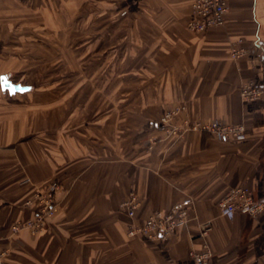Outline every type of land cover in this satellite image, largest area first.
<instances>
[{"label": "crops", "instance_id": "1", "mask_svg": "<svg viewBox=\"0 0 264 264\" xmlns=\"http://www.w3.org/2000/svg\"><path fill=\"white\" fill-rule=\"evenodd\" d=\"M128 1L127 45L138 55L143 78L131 93L142 98L129 102L137 116L95 124L97 137L102 138L104 126L109 137L94 146L91 157L97 161L91 167L81 138L74 141L65 129L51 134L47 128L58 127L52 117L40 130L38 116L25 113L31 108L15 95L23 93L10 94L0 86L4 263L197 264L192 253L209 248L212 256L204 264H264V211L225 216L218 204L236 187L264 197V96L244 100L240 93L252 78L264 88V0H228L225 23L204 33L188 28L194 0ZM12 4L19 3L0 0V16ZM3 22L0 49L9 40ZM235 46L247 53L234 58ZM176 105L184 106L190 120L244 123L246 138L219 140L206 132L157 129L162 109ZM115 126L131 129L120 141ZM55 177L62 185L59 210L45 233L12 234L11 225L33 216L36 205L28 200L36 188ZM132 192L141 201L133 220L120 209ZM185 198L192 200L188 221L176 233L163 241L128 235L130 223H142L153 211Z\"/></svg>", "mask_w": 264, "mask_h": 264}, {"label": "rangeland", "instance_id": "2", "mask_svg": "<svg viewBox=\"0 0 264 264\" xmlns=\"http://www.w3.org/2000/svg\"><path fill=\"white\" fill-rule=\"evenodd\" d=\"M17 3V12L12 4V10L0 16L5 19L0 23L4 21L9 29L8 44L0 49L5 55L0 57V75L9 74L18 84L32 87L22 95L15 94L23 105L31 108L25 113L33 118L38 116L40 130L47 117L58 119L54 123L58 127L47 130L56 134L65 129L71 132L74 141L81 138L87 144L84 151L91 167L97 161L91 157L94 146L107 142L109 137L106 126L102 128V138L97 137L95 130L100 131V127L95 124L102 121L105 125L111 119L121 122L133 113L138 115L128 107L129 102H140L142 95L131 92L143 82L135 61L138 55L127 45L131 3L128 0H17ZM162 110L155 118L157 123L165 111ZM156 128L159 129L157 124ZM127 129L131 127H114L120 141ZM59 181L58 177L50 181L58 183V192L62 189ZM50 182L36 188L35 193ZM58 192L55 214L60 203ZM51 218L41 233L25 231L31 237L42 235Z\"/></svg>", "mask_w": 264, "mask_h": 264}, {"label": "built area", "instance_id": "3", "mask_svg": "<svg viewBox=\"0 0 264 264\" xmlns=\"http://www.w3.org/2000/svg\"><path fill=\"white\" fill-rule=\"evenodd\" d=\"M228 10V0H194L191 6L188 28L196 33H204L209 28L222 26ZM244 48L235 46L232 56L240 58L246 54ZM244 100L258 99L264 96V88L255 79H250L241 87ZM184 106L178 105L165 110L158 125L159 129H166L172 134H183L186 131L206 132L214 135L219 140H243L246 138V125L244 123L228 124L221 120H190L184 113ZM58 183L50 182L45 188L35 193L28 204H35L33 216L27 220H19L11 225L12 234H18L27 230L31 234L41 233L47 226L49 218L57 211ZM192 204L191 198L178 201L166 210L153 211L142 223L129 224L128 235L130 237L144 236L151 240H162L176 233V230L187 223ZM220 211L225 216H233L237 213L256 216L264 211V197L255 198L248 187H236L229 190L225 198L219 203ZM141 205L138 196L132 192L125 198L120 208L127 211L133 220ZM207 230V227H206ZM6 251H0V264L4 263ZM197 264H204L212 256L209 248L202 252L192 253Z\"/></svg>", "mask_w": 264, "mask_h": 264}, {"label": "water", "instance_id": "4", "mask_svg": "<svg viewBox=\"0 0 264 264\" xmlns=\"http://www.w3.org/2000/svg\"><path fill=\"white\" fill-rule=\"evenodd\" d=\"M0 86L3 88L2 90L8 91L10 94H15L17 92H27L31 90L30 85H24L22 83H15L9 74L0 75Z\"/></svg>", "mask_w": 264, "mask_h": 264}]
</instances>
